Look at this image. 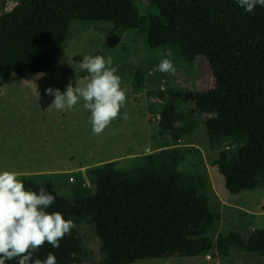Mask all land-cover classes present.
I'll use <instances>...</instances> for the list:
<instances>
[{
    "label": "trees",
    "instance_id": "trees-1",
    "mask_svg": "<svg viewBox=\"0 0 264 264\" xmlns=\"http://www.w3.org/2000/svg\"><path fill=\"white\" fill-rule=\"evenodd\" d=\"M136 1L20 0L0 15V78L31 80L48 71L74 20L101 30L110 25L144 31L150 48L176 46L189 61L204 56L215 86L203 92L168 90L159 125L181 134L192 130V118L202 114L210 139L247 140L234 149L227 146L212 165L223 174L229 192L252 188L258 163H264V7L248 13L236 0H147L157 12L141 14ZM136 75L138 86H144L145 74L137 70ZM181 100L194 107L181 111ZM180 148L166 144L131 173L116 170L113 162L93 168L95 191L85 199L64 198L52 182L23 183L25 190L43 189L56 197L47 212H60L65 220L91 218L101 241L100 264L193 257L205 248L214 256H227L232 249L264 253V228L249 234L220 232L215 243L204 236L222 215L210 206L202 174L178 169ZM49 252L57 264L80 263L83 241L73 228L58 248L46 242L33 259L43 261ZM18 259L5 264H17Z\"/></svg>",
    "mask_w": 264,
    "mask_h": 264
},
{
    "label": "rangeland",
    "instance_id": "rangeland-1",
    "mask_svg": "<svg viewBox=\"0 0 264 264\" xmlns=\"http://www.w3.org/2000/svg\"><path fill=\"white\" fill-rule=\"evenodd\" d=\"M19 1L0 0V15L13 9ZM136 4L141 14L157 12L147 0H137ZM114 29L106 25L101 30L93 24L74 20L66 43L48 71L31 80L16 76L0 78V172H16L20 181L30 179L39 186L52 182L64 198L85 199L95 191L93 168L113 162L116 170L131 173L147 165L148 154L166 144H181L180 171L197 172L202 176L209 171L213 175L214 182L205 178V191L212 210L220 213L222 219L209 227L204 236L215 243L220 232L249 234L264 228V215L256 217L243 210L231 211L222 208L217 200L220 196L230 203L244 199L255 203L263 193L264 163H258L259 173L252 190L239 193L229 192L223 174L212 167V161L227 146L234 149L247 140L210 139L205 128L207 116L202 114L192 118V130L181 134L166 131L159 125L163 104L167 102L163 94L168 90L203 92L215 86L206 58L199 56L189 61L176 46L150 48L144 31ZM96 55L104 56L106 61L109 57L112 59L111 66L117 69L120 87L127 97L118 117L100 135L93 134L91 113L83 107L82 99L72 109L58 111L49 108L54 95L45 91L49 87L58 88L63 94L70 83L73 88L83 86L88 73L80 63L84 56ZM164 58L170 59L176 67L175 75L157 70ZM137 70L145 74L144 86H138ZM178 104L181 111L194 107L191 101L181 100ZM188 121L191 122V118ZM261 206L264 209V205ZM71 220L83 241L82 262L75 264H100L103 253L94 222L90 217H71ZM206 251L211 258L206 257ZM131 264H264V253L256 256L232 249L227 256H214L212 249L207 248L198 256L151 258Z\"/></svg>",
    "mask_w": 264,
    "mask_h": 264
},
{
    "label": "clouds",
    "instance_id": "clouds-1",
    "mask_svg": "<svg viewBox=\"0 0 264 264\" xmlns=\"http://www.w3.org/2000/svg\"><path fill=\"white\" fill-rule=\"evenodd\" d=\"M236 3L248 13L258 5L264 7V0H236ZM112 63L110 57L106 61L102 55L84 56L80 67L88 73L86 82L75 88L70 83L63 94L58 88L46 89L48 95H54L49 108L70 110L82 99L83 107L91 113L92 132L100 135L118 117L127 99ZM157 70L172 75L177 71L168 58L161 60ZM123 118L128 119L127 114ZM17 175L16 172H0V264L16 258H19L17 264H57L52 252L43 261L33 259V253L46 242L58 248L59 241L75 224L70 219L65 220L60 212H47L56 197L43 189L39 193L25 190Z\"/></svg>",
    "mask_w": 264,
    "mask_h": 264
},
{
    "label": "crops",
    "instance_id": "crops-1",
    "mask_svg": "<svg viewBox=\"0 0 264 264\" xmlns=\"http://www.w3.org/2000/svg\"><path fill=\"white\" fill-rule=\"evenodd\" d=\"M178 146H181V144H178ZM212 167H217V166L216 165H212ZM204 175H205V176H203L204 179L206 177H208L209 180H211L212 182H214L212 180V176L213 175H211V172L206 171L204 173ZM258 184H259V186L260 185L263 186L259 182H258ZM215 185L216 184H214V187H215ZM252 187H254V182H253V186ZM250 190H252V188ZM214 191H216L217 194H218V191L215 188H214ZM221 194L224 195V196L226 195V193H224L223 190H221ZM263 195H264V190H263V193L260 194L259 198L256 200L255 203L252 202V201L251 202L246 201V199H244L242 202L230 203V202H227L225 199H221L220 196L217 197L218 198L217 200L222 204V208H224V207L226 208L227 207L231 211H234V210H243L244 212H246L248 214H251V216L255 215L257 217V216H263L264 215V209H263V206H261V204L264 205V196ZM258 208H260L261 210L260 211H257Z\"/></svg>",
    "mask_w": 264,
    "mask_h": 264
},
{
    "label": "built area",
    "instance_id": "built-area-1",
    "mask_svg": "<svg viewBox=\"0 0 264 264\" xmlns=\"http://www.w3.org/2000/svg\"><path fill=\"white\" fill-rule=\"evenodd\" d=\"M205 250H207V248H205ZM206 253H207V254H206V255H207L206 257H207V258H211V256L209 255V253H208L207 251H206Z\"/></svg>",
    "mask_w": 264,
    "mask_h": 264
}]
</instances>
